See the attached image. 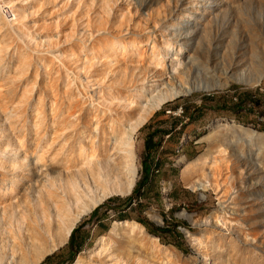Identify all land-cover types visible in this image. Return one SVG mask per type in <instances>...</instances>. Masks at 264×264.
<instances>
[{"label": "rangeland", "instance_id": "1", "mask_svg": "<svg viewBox=\"0 0 264 264\" xmlns=\"http://www.w3.org/2000/svg\"><path fill=\"white\" fill-rule=\"evenodd\" d=\"M45 260L264 264V0H0V264Z\"/></svg>", "mask_w": 264, "mask_h": 264}, {"label": "trees", "instance_id": "2", "mask_svg": "<svg viewBox=\"0 0 264 264\" xmlns=\"http://www.w3.org/2000/svg\"><path fill=\"white\" fill-rule=\"evenodd\" d=\"M252 92L253 90L247 89L245 91V95L242 96V98H239L238 102H235L234 105L232 106L233 109H239L241 106L244 105V103L247 102L248 98L252 96ZM207 99H210L209 97H206ZM201 107V104H197L194 108H193V112L190 115L191 120L196 119L194 116H192L196 110H199ZM229 107V106H227ZM183 113H189V110L187 108H182ZM180 122V128L179 130L182 131L185 129L186 125L184 122H181L179 120H176L175 122V126L171 129V130H167L166 128H160L158 131L161 132L163 135L164 134H169L170 136H172V134L174 133L175 129H176V125L177 123ZM162 143V138H160V140L155 141V133H149L146 137L145 140V150H146V156L145 159L143 160V178L140 182H138L136 184V186L134 187V195L130 196L128 198H124L122 201L128 203V205H132L133 203L135 204H140L142 201L141 198V188L144 184H148L149 188L152 187V185L154 184L155 178H156V172H159V160L156 159V163L154 164V166L152 165V158L154 156V153L156 151V148L158 146H160ZM155 167V168H154ZM97 209H95L92 213L94 214L96 212ZM139 222L145 224L147 226V228L149 229L150 232L154 233V234H159V232H166L169 231L168 228H160L156 225H154L152 222L149 221H144L142 219L138 220ZM79 226H76L70 236L69 242H68V247L70 249L69 255L67 259H70L71 261L74 260L75 258V254L77 252H79L81 250L82 244L78 241V233H79ZM173 231L175 234H178L180 236H183V233L177 229V226L174 225L173 226ZM50 259V257L48 256L46 258V260ZM45 261H43L41 264H44Z\"/></svg>", "mask_w": 264, "mask_h": 264}, {"label": "water", "instance_id": "3", "mask_svg": "<svg viewBox=\"0 0 264 264\" xmlns=\"http://www.w3.org/2000/svg\"><path fill=\"white\" fill-rule=\"evenodd\" d=\"M71 236V235H70ZM70 238V237H69Z\"/></svg>", "mask_w": 264, "mask_h": 264}, {"label": "bare ground", "instance_id": "4", "mask_svg": "<svg viewBox=\"0 0 264 264\" xmlns=\"http://www.w3.org/2000/svg\"><path fill=\"white\" fill-rule=\"evenodd\" d=\"M75 228V227H74Z\"/></svg>", "mask_w": 264, "mask_h": 264}]
</instances>
